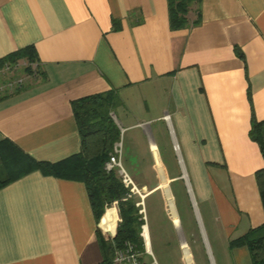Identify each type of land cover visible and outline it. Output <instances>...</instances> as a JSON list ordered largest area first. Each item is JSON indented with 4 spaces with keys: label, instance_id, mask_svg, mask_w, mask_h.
I'll return each instance as SVG.
<instances>
[{
    "label": "crops",
    "instance_id": "obj_1",
    "mask_svg": "<svg viewBox=\"0 0 264 264\" xmlns=\"http://www.w3.org/2000/svg\"><path fill=\"white\" fill-rule=\"evenodd\" d=\"M186 17L170 30L165 0H0V57L32 45L44 75L0 99V139L37 161L65 158L79 148L70 100L114 90L109 115L135 189H162L168 208L164 186L178 182L206 258L195 200L221 254L233 253L226 264H250L227 243L264 222L263 160L248 135L264 118V0H199ZM101 216L81 182L29 171L0 188V264H98Z\"/></svg>",
    "mask_w": 264,
    "mask_h": 264
},
{
    "label": "trees",
    "instance_id": "obj_2",
    "mask_svg": "<svg viewBox=\"0 0 264 264\" xmlns=\"http://www.w3.org/2000/svg\"><path fill=\"white\" fill-rule=\"evenodd\" d=\"M165 2L168 28L176 30L189 24L186 14L190 6L198 4L199 0H165ZM197 20L198 17L190 23L195 24ZM18 60L25 61L23 70L32 77V82L37 77L40 79L44 77L32 45L23 46L0 57V69L6 65L14 66ZM30 86L31 83L19 84L12 92L0 94V99L24 91ZM117 103L114 90L92 93L70 100L79 148L76 153L55 162L34 160L10 140L0 139V188L32 170H38L42 175L81 182L95 224L106 208L114 205L116 209V211L114 208L107 209L100 222L103 230L110 233L114 230L111 237H103L97 227L94 230L101 254L98 264H115L113 262L115 251L125 250L128 246L130 249L127 252L136 255L138 264H149L140 235L144 222L138 212L139 207L135 204V195L122 184L114 168L108 170L104 168L114 143L119 140V129L109 115ZM248 135L257 145L263 160V166L254 172V180L264 214V118L261 120L251 118ZM227 246L229 248L243 246L250 264H264V222L229 240Z\"/></svg>",
    "mask_w": 264,
    "mask_h": 264
},
{
    "label": "rangeland",
    "instance_id": "obj_3",
    "mask_svg": "<svg viewBox=\"0 0 264 264\" xmlns=\"http://www.w3.org/2000/svg\"><path fill=\"white\" fill-rule=\"evenodd\" d=\"M25 64V61L18 60L14 66L6 65L0 69V94L12 92L17 85L28 84L32 81V77L23 70ZM31 66L33 67L34 65L32 64ZM33 75L36 76L35 74ZM160 160L169 171L175 168L176 159L169 156L168 152L166 154L162 153ZM114 169L118 173L117 169ZM170 188L173 195L164 186L168 208L165 205L162 189H159L149 197H144V192L142 191L132 192L136 198L135 204L139 207L138 212L141 214L144 222L141 226L140 235L143 240L144 252L148 255L149 264H211L212 260V264H226L229 258L232 260L233 253H230L228 256L221 254L219 241L213 239L212 231L204 220L201 207L194 199L212 257L211 259L208 255L209 259L206 258L205 249L203 250L204 241L202 232L198 222L196 223L193 220L192 213L187 207L179 183L172 184ZM109 208L115 209V206L111 205L106 208L101 219ZM117 219L116 213V222ZM146 226L149 231V239ZM97 228L105 238L111 237L114 232H104L102 228ZM143 236H145V240ZM146 238L148 250L146 247ZM129 249L130 247L125 250H116L121 252L120 259L117 262L123 264H138L136 255L131 254L126 257L125 251Z\"/></svg>",
    "mask_w": 264,
    "mask_h": 264
},
{
    "label": "built area",
    "instance_id": "obj_4",
    "mask_svg": "<svg viewBox=\"0 0 264 264\" xmlns=\"http://www.w3.org/2000/svg\"><path fill=\"white\" fill-rule=\"evenodd\" d=\"M119 155H120V147H119V143H115L112 147L111 152L108 155V159L107 161L104 163V168L105 169H112V168H116L118 171V176L120 178V181L122 182V184L125 187H128L129 191L132 193L133 191H137L135 189V186L131 180V178L124 172V170L121 168L120 165V161H119ZM130 246H128L127 248H129ZM126 253V257L131 255L132 253H130L129 251L127 252V250L125 251ZM115 256L113 257V262L115 264H123L121 262H117L118 259H120V251H115ZM118 255V256H116ZM119 257V258H118Z\"/></svg>",
    "mask_w": 264,
    "mask_h": 264
},
{
    "label": "bare ground",
    "instance_id": "obj_5",
    "mask_svg": "<svg viewBox=\"0 0 264 264\" xmlns=\"http://www.w3.org/2000/svg\"><path fill=\"white\" fill-rule=\"evenodd\" d=\"M102 220V219H101ZM101 220H100V222H101ZM100 222H99V227H100ZM101 228V227H100ZM103 230V229H102ZM104 232H108L107 230H103ZM114 231V230H113ZM145 231V230H144ZM144 237V240H145V236H143ZM146 247H147V250H148V243H147V238H146Z\"/></svg>",
    "mask_w": 264,
    "mask_h": 264
},
{
    "label": "water",
    "instance_id": "obj_6",
    "mask_svg": "<svg viewBox=\"0 0 264 264\" xmlns=\"http://www.w3.org/2000/svg\"><path fill=\"white\" fill-rule=\"evenodd\" d=\"M117 220H118V219H117ZM113 234H114V232H113ZM113 234H112V235H113Z\"/></svg>",
    "mask_w": 264,
    "mask_h": 264
}]
</instances>
